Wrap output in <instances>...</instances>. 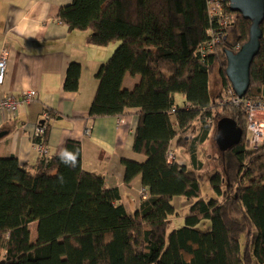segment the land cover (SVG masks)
<instances>
[{"label": "trees", "instance_id": "trees-1", "mask_svg": "<svg viewBox=\"0 0 264 264\" xmlns=\"http://www.w3.org/2000/svg\"><path fill=\"white\" fill-rule=\"evenodd\" d=\"M236 14L223 3V16ZM234 28L209 15V0H72L57 16L69 31L88 32L97 47L118 45L97 74L90 120L121 117L139 109L133 152L124 160V185L141 177L148 196L129 212L118 187L82 167V145L69 140L61 155H40L33 165L10 169L0 158V264H264V141L253 149L247 114L226 76L227 56L249 40L251 22L236 14ZM261 49L244 100L264 102V23ZM217 38V42L213 43ZM220 78L213 97L210 81ZM139 77L124 87L126 75ZM81 66L72 63L64 90L77 92ZM185 99L184 107L177 96ZM51 120L54 110H46ZM221 116L243 131L242 141L219 150L209 177L214 197L201 195L206 143ZM36 146L51 129L43 121ZM177 141L188 167L169 160ZM74 157L69 160L63 154ZM190 202L185 225L168 230L172 201ZM210 222L208 231L197 226ZM36 240L32 241V225ZM242 250L241 236H253Z\"/></svg>", "mask_w": 264, "mask_h": 264}, {"label": "crops", "instance_id": "crops-1", "mask_svg": "<svg viewBox=\"0 0 264 264\" xmlns=\"http://www.w3.org/2000/svg\"><path fill=\"white\" fill-rule=\"evenodd\" d=\"M71 2L0 0V56L3 51L8 53L0 100L8 94L19 96L32 88L39 90L32 103L19 104L15 112H0V134H4L0 138V158L10 169L35 164L40 154L33 138L41 122L49 121V155H61L69 140L80 142L83 169L103 176L109 188L118 187L127 210L129 207L133 212L142 201L141 177L126 187L123 161L144 160L133 152L139 109H128L121 117L90 120L89 110L98 87L96 74L116 46L97 47L88 42V32L69 31L57 16ZM72 63L81 66L77 92L64 90ZM138 81L139 77L128 74L124 87L132 89ZM46 110H54L58 119L44 120ZM179 149L184 150L172 141L171 154Z\"/></svg>", "mask_w": 264, "mask_h": 264}, {"label": "water", "instance_id": "water-1", "mask_svg": "<svg viewBox=\"0 0 264 264\" xmlns=\"http://www.w3.org/2000/svg\"><path fill=\"white\" fill-rule=\"evenodd\" d=\"M230 7L234 13L251 22L249 40L237 53L230 52L227 56L226 76L237 98L242 99L249 91L251 67L261 49L264 0H230ZM3 135L0 134V138ZM242 138L243 131L233 120L223 118L217 122L215 140L221 149L238 145Z\"/></svg>", "mask_w": 264, "mask_h": 264}, {"label": "built area", "instance_id": "built-area-1", "mask_svg": "<svg viewBox=\"0 0 264 264\" xmlns=\"http://www.w3.org/2000/svg\"><path fill=\"white\" fill-rule=\"evenodd\" d=\"M223 3L225 0H209V15L212 18L221 17V23L223 26L227 27L233 26L236 20V14L230 15L228 17L223 16ZM230 6V0H228ZM217 38L213 43H216ZM8 64V53L3 51L0 56V85L4 83V78L7 71ZM39 90L37 88H32L29 91L23 92L21 95L16 96L13 94H8L0 100V112H15L19 104H30L32 103ZM236 104L241 103L247 114V130L250 135V144L253 149H257L264 141V102H253L250 100H244L236 98L234 101ZM44 120L49 118V114L45 113L43 116ZM44 129L38 128L36 134H43ZM39 154L42 156H49V150L46 146H37ZM169 160L172 159L169 156ZM144 191V190H143ZM145 192V191H144ZM146 194V192H145Z\"/></svg>", "mask_w": 264, "mask_h": 264}, {"label": "rangeland", "instance_id": "rangeland-1", "mask_svg": "<svg viewBox=\"0 0 264 264\" xmlns=\"http://www.w3.org/2000/svg\"><path fill=\"white\" fill-rule=\"evenodd\" d=\"M233 28H234V25L231 26V28H230V34L232 33ZM112 45H113V47L114 46L117 47L118 43L112 42L111 46ZM210 88H211L213 97H215V95H217V93L220 92V89H221L220 78L218 77V74L216 72L211 76ZM177 104L181 107H184L183 105L185 104V99L183 96H181V95L177 96ZM223 118H227V117L221 116L219 118V120H221ZM215 131L216 130H214L212 132V137L205 144L207 150H206V155L204 158H206L208 156L209 157H208V159H206L205 168L201 172V176H202V178H201V195H202V198L204 200H209L212 197H214V193L212 192L210 185H209V177L216 170V165H215L216 163H214L215 161L213 158H215V157L218 158L219 157V150H221V146H219L215 140ZM175 152L176 153L174 155L170 153V158L172 159L171 161H173L175 158H177V160L179 162H181L182 164H184L188 167H192L190 165V158L185 153L184 150L179 149ZM143 190L146 192V194ZM139 195H140L141 199H144L148 196V193L144 188H142L139 190ZM172 204L175 207V215H173L169 219V227H168L169 231H172L174 229L180 228V227L185 225L184 218H185V215L188 213L189 207H190V202H188L183 197H175L174 200L172 201ZM128 209H129L128 211L132 213L131 208L128 207ZM36 228H37L36 225H32V227H31V231H32L31 238H32L33 242H35L36 237H37L36 236V231H37ZM197 229H199L200 231H208L210 229V222L208 220L203 221L201 224H199L197 226ZM254 239H255V233L254 232H253V236L250 239V241L247 240V237L245 234H243L241 236L242 250L245 249V246L247 245V243H250V251H251L252 256H253V248H254ZM254 264H258V263L256 261H254Z\"/></svg>", "mask_w": 264, "mask_h": 264}, {"label": "clouds", "instance_id": "clouds-1", "mask_svg": "<svg viewBox=\"0 0 264 264\" xmlns=\"http://www.w3.org/2000/svg\"><path fill=\"white\" fill-rule=\"evenodd\" d=\"M63 155L66 156L69 160H74V157L67 152H65Z\"/></svg>", "mask_w": 264, "mask_h": 264}]
</instances>
